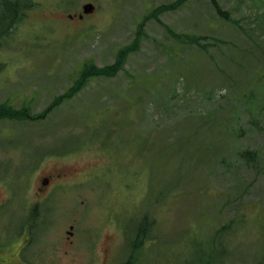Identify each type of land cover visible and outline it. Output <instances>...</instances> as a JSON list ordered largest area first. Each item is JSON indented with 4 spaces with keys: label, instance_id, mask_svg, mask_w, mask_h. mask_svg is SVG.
Segmentation results:
<instances>
[{
    "label": "rangeland",
    "instance_id": "obj_1",
    "mask_svg": "<svg viewBox=\"0 0 264 264\" xmlns=\"http://www.w3.org/2000/svg\"><path fill=\"white\" fill-rule=\"evenodd\" d=\"M89 1L91 26L75 35L59 9ZM17 2L24 15L0 37V103L32 118L0 119V187L16 207L0 233L18 235L23 189L32 206L39 176L65 164L83 183L43 204L32 264L66 249L71 223L72 264H120L146 214L134 264L263 261L264 0H34L42 13ZM86 61L106 71L58 100Z\"/></svg>",
    "mask_w": 264,
    "mask_h": 264
},
{
    "label": "flooded vegetation",
    "instance_id": "obj_2",
    "mask_svg": "<svg viewBox=\"0 0 264 264\" xmlns=\"http://www.w3.org/2000/svg\"><path fill=\"white\" fill-rule=\"evenodd\" d=\"M83 5H79L72 12L59 9L63 14L64 22L67 26L68 23L72 21L73 26L77 25L75 31L82 30L81 33L75 32L77 34H83L88 27L91 26L89 17L93 15L97 9L96 7L92 12L86 13L82 7ZM18 6L20 7V5ZM17 11V15L23 12V10H19V8H17ZM29 11L44 12L38 5L30 6L27 12ZM52 13L56 14L57 10L53 9ZM10 16H12V14H9V17ZM43 25L46 27L49 24L45 23ZM68 33L70 32L68 31ZM46 171L48 172L41 174L38 178L32 206L31 200L26 196V190L23 189L22 191L23 201L18 206L21 208L16 228V230L19 228L18 235L12 238L10 234L4 235L0 233V253H2L3 250L10 252L6 253L4 257H0V264H32L34 256L31 255L28 244L30 242V237L36 234L37 231H42L44 228L48 206H44L43 204H45L57 191L66 192L73 190L83 183L72 180L73 172L70 167L65 164L61 166L54 165V167ZM15 208L14 196L5 184L0 187V219L4 215H11ZM41 209H43L42 213ZM11 225L12 223L10 222V228ZM0 230L2 229L0 228ZM65 232L63 241L66 245V249H64L62 253H59L58 248H56L57 250L52 254L51 261H48L49 264H72L77 260L78 254L75 250V224L71 223L69 229H66ZM64 259H66V262Z\"/></svg>",
    "mask_w": 264,
    "mask_h": 264
},
{
    "label": "trees",
    "instance_id": "obj_3",
    "mask_svg": "<svg viewBox=\"0 0 264 264\" xmlns=\"http://www.w3.org/2000/svg\"><path fill=\"white\" fill-rule=\"evenodd\" d=\"M214 4L216 7H218V4L216 3V0H213ZM19 3L16 2V1H11L9 2V5H11L13 8H10L8 10H13V11H10V12H13V14H16L17 11V5ZM218 12L222 15H224L225 11H223L222 9L221 10H218ZM5 15L6 13L4 12L3 15L1 16L0 18V28H3V29H0V37L8 34L9 32L7 31L9 28H12L15 26V24L21 19V15H19V17H12V18H9L7 19V23L5 22L4 23V20L6 19L5 18ZM126 52H119L118 53V61L113 64L115 66V71H117L118 68H120L124 62V57L123 55L125 54ZM88 63H91V65H89ZM85 66V67H84ZM84 69H80V72L78 74V79H77V83L76 85L66 94V95H63L62 97H59L58 100H62V98H66V97H69V96H72L75 92H77L82 86L84 83H86L87 81L91 80L92 77L98 75V74H102L103 72L106 71V69L104 68H99V67H95L94 65H92V62H85L84 63ZM13 106L12 105H8V104H5V103H0V119H5V118H9V119H19V118H24L25 116H27V112H28V109L27 107L23 106L21 108H18V109H13L12 108ZM51 108V107H49ZM48 108V109H49ZM43 116V115H42ZM39 117V116H38ZM148 217L147 216H144V218L141 219L140 221V225H139V229H138V232H139V235L147 229V224H148ZM224 228V227H223ZM220 230L222 231V228H220ZM138 235V234H137ZM214 238H220V234H216L215 233V237ZM140 239L137 240V243H139ZM136 242V239L134 240L133 244ZM132 257V256H131ZM129 258L126 262H124L123 264H133L132 262V258ZM211 260L206 258V256L202 253L200 255V260H199V264H210ZM259 264H264V260L261 261Z\"/></svg>",
    "mask_w": 264,
    "mask_h": 264
},
{
    "label": "water",
    "instance_id": "obj_4",
    "mask_svg": "<svg viewBox=\"0 0 264 264\" xmlns=\"http://www.w3.org/2000/svg\"><path fill=\"white\" fill-rule=\"evenodd\" d=\"M84 7H85L84 9L86 12L92 11L94 8V6L91 3L86 4Z\"/></svg>",
    "mask_w": 264,
    "mask_h": 264
}]
</instances>
